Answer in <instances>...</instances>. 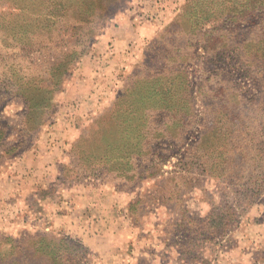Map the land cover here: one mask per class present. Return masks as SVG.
<instances>
[{
	"label": "rangeland",
	"instance_id": "rangeland-1",
	"mask_svg": "<svg viewBox=\"0 0 264 264\" xmlns=\"http://www.w3.org/2000/svg\"><path fill=\"white\" fill-rule=\"evenodd\" d=\"M45 1L0 0V18L7 17L2 14L10 7L16 14L31 8L38 15ZM65 1L72 7V15L69 11L61 14L55 31L32 38L35 50L29 55L20 46L7 44L0 30V151L5 148V156L35 145L36 135L51 127L59 110L65 109L64 122L72 128L76 125L80 134L71 151L82 159L83 175L94 178L87 174L92 171L87 165L98 153L105 154V144L119 142L117 119L109 120V113L122 95L145 91L144 87L148 91L154 86L166 87L173 80L181 106L175 112L160 109L145 114L139 125L146 136L142 159L136 161L140 170L128 171L131 162L120 159L116 151L115 166L103 172L105 178H98L117 195V215L129 234L140 239L147 254H134L131 245L126 256L107 260L80 250L82 254L77 252L76 259L67 264H264L263 116L261 110L242 111L246 99L261 95L246 72L257 76L262 64L260 53L254 55L257 28L248 31L222 19L201 27L194 24V16L207 10L208 14L206 6L211 0L195 1L192 10L185 9L189 0ZM90 11L94 17L88 20ZM125 25L153 27L158 36L155 41L146 37L138 42L139 53L133 57L121 52L120 62L104 65L116 48V30ZM98 58L99 70L110 75L114 66L112 86L106 80L93 86L85 82ZM59 67L66 70L57 90L48 82L26 92L36 109L30 113L27 127L24 96L4 91L15 83L18 87L47 80L51 70ZM153 81L157 83L151 85ZM98 91L101 97L105 92L108 95L98 101L94 114L93 103L98 98L92 97ZM75 93L82 97L91 93L93 101L80 108ZM136 98L134 94L128 97L129 102H137ZM78 107L82 117L71 110ZM129 114L135 116L131 110ZM230 118L239 124L231 123ZM100 123L102 130L97 133ZM16 238L20 236L0 233V255L5 258L1 264H23L11 257V240ZM116 239L121 241L122 236ZM32 252L27 244L22 255L30 257ZM32 264L52 263L39 255Z\"/></svg>",
	"mask_w": 264,
	"mask_h": 264
},
{
	"label": "crops",
	"instance_id": "crops-1",
	"mask_svg": "<svg viewBox=\"0 0 264 264\" xmlns=\"http://www.w3.org/2000/svg\"><path fill=\"white\" fill-rule=\"evenodd\" d=\"M116 32V48L111 50L109 61L105 59L104 65L106 62L111 65L120 62L123 57L121 52L127 51V55L133 57L139 53L138 42L146 37L149 41H155L158 36L153 27L139 28L134 25H125ZM97 62V67L85 82L93 86L106 80L112 86L113 79L116 80L112 73L114 66L110 68L109 75L108 71L99 70V58ZM111 89L109 87V94ZM75 94L76 104L80 108L98 98L93 103L94 114L99 108L98 101L108 95L105 92L101 97L99 91L94 96L87 93V97ZM79 107L71 110L82 117ZM64 111L59 110L54 124L39 132L35 145L32 144L27 150L5 156L6 149H1L0 233L16 237L27 233L68 238L88 248L91 254H101L107 260L126 256L125 250L131 245L135 248L134 254L141 252L146 255L140 239L129 234L128 227L123 226L117 215L114 206L117 195L110 193V187L98 178L83 175L79 165L81 160L71 151L80 140V134H77L76 125L72 128L66 124L67 120L64 122ZM13 145L16 146L15 142ZM117 236H122V240L116 241Z\"/></svg>",
	"mask_w": 264,
	"mask_h": 264
},
{
	"label": "trees",
	"instance_id": "trees-1",
	"mask_svg": "<svg viewBox=\"0 0 264 264\" xmlns=\"http://www.w3.org/2000/svg\"><path fill=\"white\" fill-rule=\"evenodd\" d=\"M31 1L35 2V0ZM195 1L198 0H189L185 9H194L195 7L192 6V3ZM11 8L12 7L8 10V13L2 14L7 15L6 18H0V30H2L6 35V38H4V40H7L6 43L14 46L15 48L20 46L25 55H29L35 50L34 47L31 46L33 45L32 40L36 38L35 36L41 33L51 34L54 29L56 30L57 25L61 22V14L63 15V13H67L69 11L70 15H72V12H70L72 7L65 0H46L38 15H36L35 11L31 8L23 10V13L20 14H16L13 10H11ZM206 8L210 9L208 14L206 13L208 11L207 10L206 12L203 11V15L194 16L192 21L194 24H198L201 27L205 26L207 22L212 20L222 19L228 24H232L236 27L244 26L248 31L257 28V38L259 39L254 55H258V53H260L259 56L262 60V64L258 66L257 76L253 75L250 70H246V72L247 76L254 80L255 85L260 87L261 95L250 100L246 99L245 105L242 107V111L244 110L245 112H248L249 109H251L252 113H256L261 110L263 116L262 123L264 124V0H211L210 4L207 5ZM80 11L81 7L76 10V13L78 14ZM91 11L88 14V20L94 17V14ZM74 15L75 14H73V16ZM243 66L246 67L245 64ZM64 68L65 67L52 69V76L47 80L38 79L27 82L26 84L18 87L17 83H15L14 85L12 84L10 89L8 88V91H4L7 94L13 93L17 97H20L21 94L24 96L27 106L25 113L27 127H30L31 125L29 123L30 113L35 112L36 109H34L28 100L29 98L26 96V92L31 88H40L48 82L53 84L52 90H57L61 85V73L66 70ZM153 83H157V81H153L150 84L154 85ZM167 84L169 86L157 88H154L156 87L154 86L151 91H148L147 87H144L143 89L145 91L142 92H127L128 94L126 93L125 96L122 95V97L117 100L114 108L109 113V120L110 118L111 121L112 118L117 119V126L121 128H118L119 142L117 141L116 145L110 142L105 144V149L102 151L103 153L105 152V154L101 156L100 152L94 156V161L87 165L88 168H92V171L87 174H91L96 179L105 178L103 172H109L113 168V164L115 166L119 157L120 159H129L131 162L126 166L128 171H132L133 173L136 169L140 170V163H136V161L142 159L144 151L143 141L146 136L144 135V130L142 128L140 129L139 125L145 121V114H147V111L149 110L155 111L160 109H168L171 112H175L179 107H181L180 103L178 104L179 100L175 96L177 94L175 81L171 80ZM182 87L179 86V89L183 90ZM131 94L137 96V102H129L128 97ZM241 106L242 105H239V107ZM130 110L135 112L134 117L130 116ZM42 114H44V112ZM229 117L231 116L229 115ZM230 120H232L231 123H238L234 118H230ZM99 121H102V117L99 118ZM132 121H136L138 125L130 126L129 124ZM102 126V123H100V126L96 131L97 133L102 130ZM116 151L120 152L119 157H117ZM88 163L89 161L87 160V164ZM118 163L121 162L118 161ZM19 236L20 238L11 240V244L13 246L11 257H14L17 261L20 260L23 264H32V262L37 260L39 255L46 258L52 264H67L68 262L73 261V259H76V253L80 252V250L84 253V255L90 254L88 248H85L83 245L68 238L58 239L51 235H32L27 233ZM27 244L30 245V250L33 251L32 254H30V257L22 255L23 249ZM17 251L19 254H17ZM84 257L85 256L82 255L80 258L83 259ZM4 260L5 258L0 255V264L4 262ZM13 264L16 263L14 262Z\"/></svg>",
	"mask_w": 264,
	"mask_h": 264
}]
</instances>
